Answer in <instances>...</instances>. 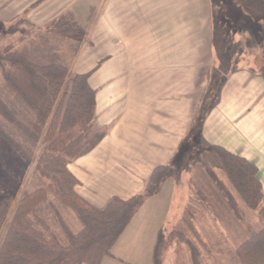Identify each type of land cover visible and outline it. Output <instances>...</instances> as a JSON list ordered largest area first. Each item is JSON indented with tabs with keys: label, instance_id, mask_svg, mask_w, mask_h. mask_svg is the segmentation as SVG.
<instances>
[{
	"label": "crops",
	"instance_id": "1",
	"mask_svg": "<svg viewBox=\"0 0 264 264\" xmlns=\"http://www.w3.org/2000/svg\"><path fill=\"white\" fill-rule=\"evenodd\" d=\"M87 1L0 0V26L27 23L44 28L71 12L73 6ZM215 8L212 0L105 1L96 33L111 43V58L110 52L98 50L97 58L108 54L107 59L92 68L87 79L95 90V125L104 134L91 149L67 164L77 181L75 191L88 204L103 208L112 198L128 200L142 194L153 170L170 165L191 123L204 111L202 138L206 146L210 152L222 149L256 168L264 207V79L256 71L254 55L240 56V65L220 82L205 108L210 75L205 83L190 82L188 88L193 91L187 100L186 119L184 74L205 72L200 61L202 40L207 41L203 48L208 57L206 71L210 74L215 68ZM79 57L80 61L85 57L84 50ZM79 62L74 65L75 73L90 70L87 59ZM175 184L173 177L165 179L155 194L143 200L126 227H146V213L153 211L167 185L170 198L166 210L169 209ZM199 195L205 196L201 192ZM235 203L237 213L229 209L238 219L237 198ZM160 229L154 231V245ZM195 231L200 233L197 226ZM237 231L241 232V226ZM145 232L153 237L152 229ZM211 240L205 244L218 251L212 253V257L218 255L213 264H231L227 258L235 261V249L242 241L233 243L229 236L223 241ZM106 257L116 258L112 252Z\"/></svg>",
	"mask_w": 264,
	"mask_h": 264
},
{
	"label": "trees",
	"instance_id": "2",
	"mask_svg": "<svg viewBox=\"0 0 264 264\" xmlns=\"http://www.w3.org/2000/svg\"><path fill=\"white\" fill-rule=\"evenodd\" d=\"M212 1L223 8L227 0ZM232 2L240 14L236 27L246 36L242 46L240 40L229 50L230 56L232 52L240 57L263 43L264 0ZM75 21L62 16L53 22L52 29L62 36H73L79 32ZM0 66L6 85L32 113L31 117L21 119L0 99V115L10 126L0 123V138L25 162H30L37 145L43 144L35 168L48 181L46 187L24 191L9 219L13 194L4 191L0 196V233L7 222L0 241V264H102L143 200L155 194L165 179L173 177V168L171 165L155 168L140 195L128 200L112 198L103 208L88 204L75 191L77 181L67 164L91 149L104 134L95 125V90L87 82L90 71L68 75L63 64L35 63L10 45L0 48ZM256 71L264 79V50ZM213 150L220 153L218 159L241 200L264 219L256 168L222 149ZM225 195L228 205L237 213L233 196L227 191ZM53 198L75 213L81 223L78 231L69 228L53 205ZM46 203L52 206L55 220L43 216L44 208L38 209ZM54 223H58V230L54 229ZM176 232L177 236L182 235L176 230L172 234ZM162 236L160 232L154 245L152 264H159ZM186 242L191 264H200L198 250L188 239ZM235 253L240 264H264V225L251 231Z\"/></svg>",
	"mask_w": 264,
	"mask_h": 264
},
{
	"label": "rangeland",
	"instance_id": "3",
	"mask_svg": "<svg viewBox=\"0 0 264 264\" xmlns=\"http://www.w3.org/2000/svg\"><path fill=\"white\" fill-rule=\"evenodd\" d=\"M105 1L95 0L94 2V0H88L87 2L73 6L72 11L64 15L69 21L76 20L75 22L79 26L78 34L70 37L62 36L57 33V30H53V23L44 28L27 23L0 26V48L2 49L10 45L14 51L27 56L28 59L35 63L59 62L67 68L68 75L75 73L74 65L80 61V53L84 50L85 57L81 61L84 62L87 59L89 61L87 68L90 69L89 71H92V68L102 62L103 59H107L106 57L108 56L107 54L105 58H97L96 54L98 50L105 53L107 51L110 52L108 58H111V43L100 39L96 33V26L98 25V20L101 19L100 15L102 14V6L104 7ZM232 1L237 2L238 0H227L223 8L216 6L214 11V37L212 38L214 60L212 64L215 68H212L210 74L206 71L208 57L207 55L205 56L203 48L207 46V41L202 40V56L200 57V61L205 72H186L184 74L186 84L184 90L186 96V119L189 115L187 100L190 99L189 94L193 91L191 88H188L190 82L201 80L205 83L208 75H210V84L208 88L206 87L203 104L205 108L206 104L211 102L216 95L220 82L228 76V73L235 66L241 63L238 53L234 55L231 52V56H229L230 47L240 40V46H242L244 41L242 39L246 36V34L239 32L236 27L240 14ZM263 50L264 39L261 46L252 48L249 54L245 53L244 55L245 57L254 55L256 58L254 64L258 66ZM0 99H3L9 107L14 109L19 118L25 120L27 117L32 116L31 111L23 101L6 85L1 66ZM203 112L200 114L198 120L195 121L194 119L191 123L189 133L180 143L170 163L174 170L173 178L176 184L173 198L168 202L170 205L169 209L166 210L167 201L170 198V187L168 188L169 185H167L163 188L159 201L153 211H147L146 219L144 220L146 227L144 225L140 226V224H138V228H136L137 226L126 227L127 229H124L117 241L119 244L114 247L116 244L114 243L111 248V252L116 258L104 257L103 264H152L151 253L153 252L156 236L154 231L157 228H161L160 230L163 233L158 255L159 264H191L187 239L198 250L200 264H213V259L216 256L218 257V255L215 254L212 257V253L218 251L207 248L208 244L205 243L208 239L210 241H212V238L214 241H223L229 236L233 239V243L235 241L239 243L242 241L241 239L248 237L251 231L257 230L264 225L262 216L254 209L246 206L239 199L240 197L232 185H230L220 158L218 159V154L220 153L217 154L216 151L210 152L203 141ZM0 123L10 128L1 115ZM42 147L43 144H38L32 160L25 162L0 138V196L4 191H10L14 197L8 219L11 217L16 202L24 191H30L41 186L46 187L48 184V181L43 179L35 168L36 158ZM226 191L233 196L234 201L237 198V204L240 207V217L238 219L229 209L230 206L225 195ZM199 192L205 196H200ZM52 202L69 228L73 232L78 231L81 228V223L75 213L54 198ZM43 208L47 213L41 211L44 212L43 216L45 215L46 218L54 217L55 220L52 206L46 203L38 209L42 210ZM194 222L200 233L195 231L196 226L194 227ZM56 224L58 225V223ZM56 224L54 223L53 227L58 230L59 228ZM6 225L7 222H5L0 233V241ZM239 225L241 226L240 233L237 231L238 227L240 228ZM151 229L153 230V237L152 234L150 236L148 232H145V230ZM174 230L182 235L177 236V232L176 234H174L175 232L172 234ZM207 254L210 255L207 257ZM119 257L122 259L120 260ZM225 260L226 262L230 261L231 264H240L237 258L235 261L232 258L231 260L228 258ZM216 264L226 263L217 261Z\"/></svg>",
	"mask_w": 264,
	"mask_h": 264
}]
</instances>
